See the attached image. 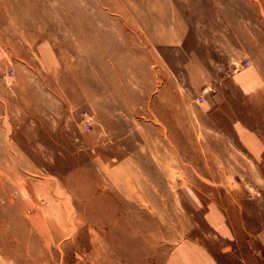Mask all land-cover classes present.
Returning <instances> with one entry per match:
<instances>
[{
    "label": "rangeland",
    "instance_id": "1",
    "mask_svg": "<svg viewBox=\"0 0 264 264\" xmlns=\"http://www.w3.org/2000/svg\"><path fill=\"white\" fill-rule=\"evenodd\" d=\"M0 174V264H162L220 242L209 209L264 228V0H0Z\"/></svg>",
    "mask_w": 264,
    "mask_h": 264
},
{
    "label": "crops",
    "instance_id": "2",
    "mask_svg": "<svg viewBox=\"0 0 264 264\" xmlns=\"http://www.w3.org/2000/svg\"><path fill=\"white\" fill-rule=\"evenodd\" d=\"M256 75L257 73L255 71H251L246 68L238 71L237 78L240 84H243L245 88V86H251V83L249 82H252ZM222 101L217 100L215 102L211 101L208 103H212V105L214 106L215 104H218ZM236 124L238 125V128L236 130L238 131L237 139L240 143V146L243 149H253L259 141L256 133L249 129V127H247V122L239 120V122ZM174 134L175 135L173 139L175 141L181 139V136L179 137L178 135H176L177 133ZM218 136L220 137V139L218 140L223 142V134ZM204 140L207 141L206 155L208 157L214 156V145H212L211 143L208 144L210 140L208 137L204 138ZM215 140L217 141V139ZM219 145L220 144L217 143V147H220ZM223 147L224 145L221 146V149H223ZM222 205L225 206L224 199H222ZM125 207H128V205H125ZM129 208L131 209L130 212H121L119 214L120 216H94L89 219L94 221H115L120 223H122L123 221H131L133 218V205H130ZM218 217L219 214L216 215V218ZM214 218L215 213H213L212 209H209V211L205 214V219L212 227H215L216 230L214 231L217 232L216 234H219V237H221L220 242L219 240H216L215 242V240L212 239L213 241H211V243L213 244H209V239H207L206 245H195L192 242H197V239L185 236L175 243V245L171 249L172 251H170L169 253V257L167 259H164L162 264H264V228L256 231L250 236H242L244 238L238 241L229 242L228 240H225V212L223 211L221 218H218L216 223ZM122 228L123 224H121V229ZM214 231L212 236H214ZM235 234L236 236H238V233ZM186 239L192 240L190 246L184 245V241ZM113 262L114 260H106L105 263L99 261V264H114ZM96 263L98 264V262Z\"/></svg>",
    "mask_w": 264,
    "mask_h": 264
},
{
    "label": "built area",
    "instance_id": "3",
    "mask_svg": "<svg viewBox=\"0 0 264 264\" xmlns=\"http://www.w3.org/2000/svg\"><path fill=\"white\" fill-rule=\"evenodd\" d=\"M248 64H249V61L245 60V61L241 62L239 65L240 66H245V65H248ZM11 73H13L12 69H11L10 75H11ZM197 99H198V101H202L204 99L203 95H199ZM85 126L89 130L90 124L88 123V121H86Z\"/></svg>",
    "mask_w": 264,
    "mask_h": 264
},
{
    "label": "bare ground",
    "instance_id": "4",
    "mask_svg": "<svg viewBox=\"0 0 264 264\" xmlns=\"http://www.w3.org/2000/svg\"><path fill=\"white\" fill-rule=\"evenodd\" d=\"M4 6V5H3ZM73 17V16H72ZM71 17V18H72ZM1 175V174H0ZM1 183V182H0ZM2 185V184H1ZM9 201V200H8ZM1 202V201H0ZM126 205V204H125ZM11 213V212H10ZM23 215V214H22ZM34 216V215H33ZM2 217V216H1ZM3 218V217H2ZM42 221V220H41ZM3 223V222H2ZM7 224V223H6ZM9 224V223H8ZM0 225L2 226V224H1V221H0ZM13 226V225H12ZM5 227V226H4ZM17 228V227H16ZM7 229H8V226H7ZM7 231V230H6ZM4 232H5V230H4ZM31 232V231H30ZM2 234V233H1ZM6 234H7V232H6ZM12 234H13V232H12ZM20 234V233H19ZM18 234V235H19ZM11 235V234H10ZM10 235H8V236H10ZM15 235V234H14ZM23 235H25V233H23ZM13 236V235H12ZM16 236V235H15ZM33 236V235H32ZM29 238V237H28ZM37 238V237H36ZM1 239V238H0ZM10 239H11V237H10ZM12 239H13V237H12ZM18 240V239H17ZM30 240V239H29ZM1 241V240H0ZM15 241V240H14ZM11 242H12V240H11ZM16 242V241H15ZM31 242H33V244H35V242L34 241H31ZM0 243H2V242H0ZM19 243V242H18ZM7 245V244H6ZM19 245V244H18ZM4 246V245H3ZM4 247H6V246H4ZM8 247H10V244H9V246ZM1 250V249H0ZM5 251V250H4ZM6 251H7V249H6ZM41 252V251H40ZM6 254V253H5ZM61 258V257H60ZM62 260V259H61ZM110 261V260H109ZM62 262V261H61Z\"/></svg>",
    "mask_w": 264,
    "mask_h": 264
}]
</instances>
